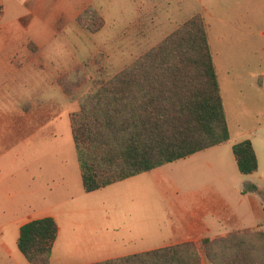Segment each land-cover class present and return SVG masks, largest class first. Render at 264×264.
Segmentation results:
<instances>
[{"label": "rangeland", "instance_id": "obj_1", "mask_svg": "<svg viewBox=\"0 0 264 264\" xmlns=\"http://www.w3.org/2000/svg\"><path fill=\"white\" fill-rule=\"evenodd\" d=\"M77 1L65 0L66 7ZM6 3L13 24L0 28V239L20 252L9 221L55 204L71 219L57 245L71 252L103 244L74 247L95 231L122 245L179 230L185 210L216 192H251L264 219V0H92L88 6L104 18L98 31L68 13L50 17L36 52L11 45L14 27L32 18L23 0ZM195 13L206 23L228 140L86 192L70 114L94 78L118 72ZM242 139L253 142L258 158L249 174L239 172L231 150ZM151 243L120 251L142 252L163 241Z\"/></svg>", "mask_w": 264, "mask_h": 264}, {"label": "trees", "instance_id": "obj_2", "mask_svg": "<svg viewBox=\"0 0 264 264\" xmlns=\"http://www.w3.org/2000/svg\"><path fill=\"white\" fill-rule=\"evenodd\" d=\"M75 20L90 32L104 25L91 6ZM58 83L69 93L65 79ZM70 125L86 192L228 140L203 16L195 13L110 77L94 78ZM232 153L240 173L257 169L250 139L235 142ZM57 230L50 216L27 221L17 248L30 264H48ZM202 254L211 264H264V230L232 231L90 264H201Z\"/></svg>", "mask_w": 264, "mask_h": 264}, {"label": "crops", "instance_id": "obj_3", "mask_svg": "<svg viewBox=\"0 0 264 264\" xmlns=\"http://www.w3.org/2000/svg\"><path fill=\"white\" fill-rule=\"evenodd\" d=\"M1 2L2 14L0 17V28L9 22L10 24L11 22L13 24V21L8 20V17L6 16V0H1ZM90 4H92V0H79L72 4V6L70 5L69 9L66 7L65 0H23L24 8L26 7L25 10H27L25 14L31 16L32 20L24 23L22 27L20 25V27H14L13 32L11 33V45L22 46L26 50H33L35 52L38 51L43 44L42 38L46 35L43 31L44 26L48 24L50 17L59 19L68 13L75 18ZM67 9L69 12H67ZM252 145L254 148L253 142ZM251 195L252 193L249 191L240 194L216 192L214 195L206 198V203H199L195 207L185 210L186 212L184 211L185 216L182 218V226L179 230H171L168 234L162 235L159 233L158 235L152 236L148 239L143 236L140 237L138 243L146 244L148 242H152L151 244H156L158 241H163V243L151 245L152 247L146 248V250H150L184 241L197 242L203 237L213 238L217 236H224L232 231L263 228L264 219L261 216L257 205H252ZM45 216L52 217L58 227L48 264L95 263L128 255V252H122L120 250L128 249L132 245L136 246L138 244L131 242L132 244L124 243L120 245L113 241L112 238L105 237L102 233L95 231L93 236L86 234L78 237V239L82 240L80 243L81 245L74 247H79L78 249L84 248L92 241L93 244H95L103 239L104 242L100 246L93 248L90 247L89 250L86 249L80 252H71L67 249L62 250L60 249V246L57 245V240L62 234L64 225L67 224L68 220L71 223V219L66 217L63 210L55 204L51 206H42L41 209L35 213V215L32 213L28 214L25 219H21L22 216H20L9 221L8 226H6V230H9L14 236L15 245L17 246L19 228L22 224ZM0 230L4 232V226L0 227ZM0 252L3 256L1 259L3 261L6 259L7 264H30L27 260H23L25 257L22 253L17 252L15 248L12 247V244L8 245L5 239H0ZM138 252L140 251H134L132 253ZM21 255L24 258H22ZM201 264L211 263L203 255H201Z\"/></svg>", "mask_w": 264, "mask_h": 264}, {"label": "built area", "instance_id": "obj_4", "mask_svg": "<svg viewBox=\"0 0 264 264\" xmlns=\"http://www.w3.org/2000/svg\"><path fill=\"white\" fill-rule=\"evenodd\" d=\"M1 14H2V2L0 0V17H1Z\"/></svg>", "mask_w": 264, "mask_h": 264}]
</instances>
